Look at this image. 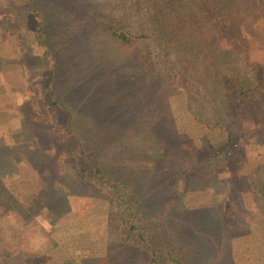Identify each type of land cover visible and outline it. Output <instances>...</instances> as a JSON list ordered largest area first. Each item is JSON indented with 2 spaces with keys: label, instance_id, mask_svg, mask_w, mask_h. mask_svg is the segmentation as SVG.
Instances as JSON below:
<instances>
[{
  "label": "trees",
  "instance_id": "obj_1",
  "mask_svg": "<svg viewBox=\"0 0 264 264\" xmlns=\"http://www.w3.org/2000/svg\"><path fill=\"white\" fill-rule=\"evenodd\" d=\"M101 1L105 8L94 10L89 27L103 29L116 45L140 44L145 52L128 75L118 69L120 74L112 75L107 86H127L145 74H159L174 87L183 111L201 124V145L191 140V149L172 152L165 144L176 140L166 135L162 139L167 141H160L161 124L151 118L138 124L151 136L147 148L137 147L155 185L150 197L133 173L136 167L122 162L127 154L117 139L107 145L98 133L101 125L93 130L77 115L82 111L75 107V95L67 94L68 73L51 47L45 12L37 0H20V12L0 9V30L9 31L21 48L27 45L26 29L39 53L28 45L29 69L17 62L22 56L0 60L16 64L10 71L11 89L22 98L20 123L29 120L37 126L32 133L25 128L29 140L38 144L32 162L36 176L23 184L22 192L14 188L16 183H1L0 203L3 195L13 199L14 190L29 209L58 215L67 206L64 196L76 188L99 201L96 211L105 219L86 220L88 228L76 232L75 255L52 264H203L193 259V227L218 238L228 236V246L220 242L221 256L217 252L210 264H256L264 254V162L239 173L247 159L245 146L238 145L244 141L264 152V59L248 53L253 43L264 51V0ZM249 11L253 17L245 19ZM128 55L120 59L131 66ZM6 85L0 83V96L10 93ZM56 85L65 87V93ZM202 195L204 201L186 204ZM240 206L251 213L248 221L241 219ZM200 211L202 218L195 215ZM16 254L0 245V264H47L35 254L20 260Z\"/></svg>",
  "mask_w": 264,
  "mask_h": 264
},
{
  "label": "rangeland",
  "instance_id": "obj_2",
  "mask_svg": "<svg viewBox=\"0 0 264 264\" xmlns=\"http://www.w3.org/2000/svg\"><path fill=\"white\" fill-rule=\"evenodd\" d=\"M0 3H3L0 6L2 10L11 9L14 13L22 11L19 8L20 0H1ZM36 5L44 10L46 22L52 29L49 33L51 47L57 52L62 67L68 73V84L71 88L67 94L75 95L74 102L77 104L75 107L82 111L77 115L83 119L86 127L89 126L93 130L101 125L98 133H103L108 140L107 145L113 142V139H117L115 143L118 144V148L127 154L122 162L136 167L133 173L137 175L140 187L150 197L154 196L156 191L151 181V174L142 166L146 160L140 158V151L137 150L138 146L147 148L151 136L142 126L137 128L138 124L144 118L154 119L161 124L163 135L160 141H167L162 139L166 135L176 140V144L171 142L169 144L168 141L165 144L172 152L189 148L191 140L199 147L201 124L183 111L174 87L166 85L159 74H145L144 77L136 80V83L127 86L121 83H109L107 86L112 75L120 74L118 69H122L128 75L134 69L133 64L142 58L145 52L140 48V44L131 47L116 45L103 29L89 27L88 23L94 10L105 8L101 0H37ZM250 13L252 12L249 11L243 17L252 19ZM19 23L24 24L23 21ZM25 32L27 45L20 48L16 40H11L12 35L9 31L0 30V59L4 56H22L23 61L17 62L29 69L31 68V60L28 57L29 46L35 54L39 53V50L34 46L26 29ZM13 51L15 53H12ZM248 53L254 59H264V51L257 48L255 43L250 46ZM126 55L131 60V66L125 64L124 59H120ZM15 65L0 60V83L5 85L7 83L6 88L10 91V93L4 91L7 94L0 96V99L3 97L5 100L2 101L5 105L4 112L0 111V128L6 137V143L0 144V184L12 187V183H16L14 188L22 192L23 184L33 182L36 176L32 162L35 161L33 157L38 153V144L32 143L27 137L28 133L25 132V128H28L29 133H32L37 127L36 124L29 120L20 123L19 116L24 112L22 98L17 90L11 89L14 82L10 71ZM140 69L145 71L148 65L145 64ZM33 83L36 84L37 80ZM56 87L65 93V87L57 85ZM35 88L34 90H38L37 87ZM33 106L40 109L35 103ZM137 136L138 141L135 139ZM243 142H239L241 145L238 146H245L247 164L239 170V173H245L254 165L264 162V152L248 147ZM59 171L61 167L58 168ZM55 185L61 186L59 182H55ZM63 189L67 188L63 187ZM11 195L14 196L13 199L11 197L7 199L6 195L1 197L4 202L0 203V245L12 254L17 253L14 255L17 260L35 254L47 264H52L56 258L74 256L76 232L80 228H88L86 220L94 216L105 219L96 211L99 201L82 188L66 193L64 198L67 206L58 215L50 213L48 209L40 211L29 209L25 203L27 201L15 194L14 190ZM205 199L204 195L196 196L187 199L186 204ZM240 209L241 219L248 221L251 213L246 207L240 206ZM195 215L202 218L204 212H195ZM103 225L106 227L105 221ZM191 232L195 236V241H190V246L196 251L194 261L210 264L211 258L218 257L217 252L220 254L218 251L220 242L225 241L227 242L225 247L228 246V236L218 238L211 235V231L202 230L201 227H193ZM102 233L104 234V230ZM119 253L118 251L116 256H120ZM256 264H264V254L256 258Z\"/></svg>",
  "mask_w": 264,
  "mask_h": 264
}]
</instances>
